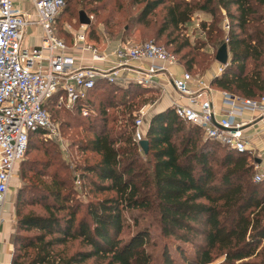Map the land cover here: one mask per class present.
Returning <instances> with one entry per match:
<instances>
[{
  "label": "trees",
  "instance_id": "16d2710c",
  "mask_svg": "<svg viewBox=\"0 0 264 264\" xmlns=\"http://www.w3.org/2000/svg\"><path fill=\"white\" fill-rule=\"evenodd\" d=\"M163 4L147 1L137 24L147 26ZM196 13L211 22L201 25L206 43L192 47L182 28ZM155 38L187 72L207 43L217 51L225 44L228 63L211 79L212 89L250 99L264 93V0L173 2ZM149 90L97 82L71 110L57 108L55 99L46 105L48 113H65L71 121L66 126L82 130L72 139L89 156L71 167L57 150L44 147L41 160L20 163L27 184L16 196L10 264H154L147 228L122 238L129 213L156 221L165 243L155 264H264V172L253 182L247 153L202 140V131L173 109L150 118L144 154L132 130ZM32 136L47 132L30 134L25 157L35 150ZM73 243L78 248L69 252Z\"/></svg>",
  "mask_w": 264,
  "mask_h": 264
},
{
  "label": "built area",
  "instance_id": "2783aa9c",
  "mask_svg": "<svg viewBox=\"0 0 264 264\" xmlns=\"http://www.w3.org/2000/svg\"><path fill=\"white\" fill-rule=\"evenodd\" d=\"M30 1L32 15L21 11L12 0H0V216L30 134L43 129L64 149L59 126L52 122L46 105L55 99L57 108L71 110L85 101L97 82L152 89L156 78L165 75L177 98L186 101L173 103L177 118L200 129L205 140L238 154L247 153L256 171L254 182L263 179L264 145L258 147L253 140L264 137V93L250 99L219 91L220 103L216 106L205 98L213 90L205 78L187 71L177 77L169 72V68L181 65L164 47L154 42H118L108 51L88 42L85 25L67 45L53 33L65 1ZM32 26L41 29L40 42L27 47L24 38ZM223 28L227 31L226 21ZM224 67L219 65L212 79ZM82 114L86 116L87 111L83 109ZM144 117L140 111L133 123L136 143L145 139L148 124Z\"/></svg>",
  "mask_w": 264,
  "mask_h": 264
},
{
  "label": "rangeland",
  "instance_id": "374dc122",
  "mask_svg": "<svg viewBox=\"0 0 264 264\" xmlns=\"http://www.w3.org/2000/svg\"><path fill=\"white\" fill-rule=\"evenodd\" d=\"M147 1L153 0H66V5L55 19L53 33L58 39H61L65 41L67 45H70L73 35L82 30V25L79 23V15L80 13H84L90 20V24L84 28L88 42L98 48L102 49L113 42H129L131 44L154 42L162 46L164 45V41L156 40L155 32L165 15L166 7L173 2H190L195 0H162L164 4L148 19V25L139 26L137 21L140 12ZM210 22L211 18L209 16L202 13H196L191 18L190 22L182 28V34L189 39L192 47H198L201 43L206 41V36L202 31L201 25L203 23L209 24ZM224 22L225 21L223 20L220 23L222 28ZM168 49L170 50L171 47ZM199 52L204 56L199 60L198 65L194 66L193 69L189 71L191 75L194 77L207 78L210 75L217 74V69L219 67V64L215 61L217 49L213 48L210 43H207L205 47L199 50ZM149 89L148 92L144 93L143 97H145L144 99H149L148 104H152V100L155 101L158 98L159 92L151 88ZM142 108L143 107H141V109ZM139 112L140 109L135 113L136 117L139 115ZM49 115L52 122L59 126L64 149H61L53 138L48 136H32L30 140L31 144L34 145L35 150L31 151L24 160H29V162L41 160L43 158L42 150L44 147L57 150L60 153L61 158L71 167L80 163L84 157L89 156L80 153L77 150V143H74V140L72 139L74 133L82 134V130L72 123L71 126H66L67 123H70L71 121L65 116L64 112L52 109L49 111ZM145 118L146 117H144V119ZM201 139L203 140V135ZM253 171L255 176L256 171ZM21 172L20 167L10 189L9 201L12 203L14 209V220L17 193L27 184V182L22 179ZM263 172L264 168L261 170L262 175ZM75 175H77V173H75ZM144 228H147L150 232L148 251L152 254L155 264L159 261L161 248L165 242L159 237L157 224L152 216H146L139 213L127 214L125 230L122 238L125 239L137 230ZM76 248H78V244L73 243L68 250L69 252H72ZM187 251L189 252L190 249L187 248ZM221 262L222 259H219L213 264H219Z\"/></svg>",
  "mask_w": 264,
  "mask_h": 264
},
{
  "label": "crops",
  "instance_id": "0c3cea01",
  "mask_svg": "<svg viewBox=\"0 0 264 264\" xmlns=\"http://www.w3.org/2000/svg\"><path fill=\"white\" fill-rule=\"evenodd\" d=\"M16 7H18L21 11L31 14L32 15V5L30 0H12ZM33 18V17H31ZM40 35L41 29L37 26H32L27 28L24 44L27 47H33L39 44L40 42ZM118 42H113L104 49L108 51H112ZM135 66V65H134ZM185 71L182 66H176L169 68V72L177 77L181 75V73ZM212 79V75L205 78L207 82L210 83ZM155 91L159 92L158 98L152 103L146 106H143L140 111L145 114V121L148 124L150 118L162 111L167 109H172V105L174 102H179L180 104H186L184 99H178L177 95L175 94L173 88L169 84V81L165 75H160L156 78V85L152 88ZM205 98L209 99L210 101L214 102L216 106H219L220 103V93L218 90H212L211 93L205 95ZM148 126V125H147ZM147 127L145 128L146 133ZM261 139L255 138L253 142L256 146L261 147L264 145V137H260ZM12 186V185H11ZM11 189V187H10ZM10 199V190L8 192L7 202L1 212V220H0V264H10L11 259V251L13 246V237L15 233V220H14V209L12 203L9 201Z\"/></svg>",
  "mask_w": 264,
  "mask_h": 264
},
{
  "label": "water",
  "instance_id": "95a60500",
  "mask_svg": "<svg viewBox=\"0 0 264 264\" xmlns=\"http://www.w3.org/2000/svg\"><path fill=\"white\" fill-rule=\"evenodd\" d=\"M79 23L81 25L88 26L90 24V20L87 18V16L84 13H80ZM228 59H229V57H228L227 47L224 44L218 49L216 56H215V61L221 66H226L228 63ZM139 146L142 149V151L144 152V154H146L148 151L147 140H143V141L139 142ZM256 163L259 164L260 160H256Z\"/></svg>",
  "mask_w": 264,
  "mask_h": 264
}]
</instances>
